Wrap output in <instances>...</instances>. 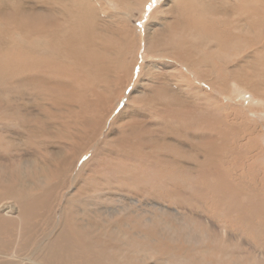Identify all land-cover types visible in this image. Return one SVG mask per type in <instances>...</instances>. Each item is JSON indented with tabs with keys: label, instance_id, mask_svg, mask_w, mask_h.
I'll list each match as a JSON object with an SVG mask.
<instances>
[{
	"label": "bare ground",
	"instance_id": "bare-ground-1",
	"mask_svg": "<svg viewBox=\"0 0 264 264\" xmlns=\"http://www.w3.org/2000/svg\"><path fill=\"white\" fill-rule=\"evenodd\" d=\"M152 1L0 0V264H244L236 237L264 260V0H164L140 30ZM248 157L257 185L224 170ZM189 175L246 231L186 223Z\"/></svg>",
	"mask_w": 264,
	"mask_h": 264
},
{
	"label": "rangeland",
	"instance_id": "rangeland-1",
	"mask_svg": "<svg viewBox=\"0 0 264 264\" xmlns=\"http://www.w3.org/2000/svg\"><path fill=\"white\" fill-rule=\"evenodd\" d=\"M155 2H153L152 1V3H153V7L151 8V10L150 11H146L145 13H143V14H141V16H139V18H137V20H136V22L135 23H137V25H138V27H139V29L140 30H144V27L146 26V24L149 22V20H150V18H151V16H152V13H153V11L158 7V6H160V5H162L163 4V2H164V0H154ZM138 57H137V60H138V63H137V66L135 67V70H134V75H133V78H132V80H131V82H130V84L131 85H135V83L138 81L137 79L139 78V73L141 72V70L148 64V62H150L152 59H153V57L149 54V52L148 51H146V46H145V44L143 43L142 45H141V48H140V50H139V53H138V55H137ZM149 60V61H148ZM153 60H155V59H153ZM147 61V62H146ZM239 88V89H238ZM238 88H236V89H238V91L237 90H235V89H233V90H235V94H240V93H242V90L240 89V87H238ZM241 91V92H240ZM128 94V93H127ZM126 93L123 95L122 94V99H120V102H121V104H123V103H126V101H127V99H128V96L129 95H127ZM240 95H242V94H240ZM226 96H224L222 99H224L225 101L227 100V97L225 98ZM251 99L253 100L254 99V97H251V95L250 94H247L246 95V97H244V100H249V101H251ZM119 108H121V106L119 107ZM263 149V148H262ZM17 150H18V148H17ZM89 154V155H88ZM91 154V152H88L87 154H84L83 155V157H82V159H81V161L84 163V162H86L87 160H88V158H90V155ZM88 156V157H87ZM85 157V158H84ZM86 159V160H85ZM250 160V157H248V158H244V160H241L242 162H240V161H238V160H236V161H233L231 164H226V165H223L224 167H225V169L224 170H226L227 172H229V173H233L234 174V176L232 177L233 179H239L240 177H242V178H244L243 180H246V181H250V183L252 182V183H254L255 185H257V183L259 182V180H260V178H259V175H257L258 173H257V171H256V169H257V164H256V162H254V164L253 163H251V161H249ZM261 160H263V162L261 161ZM258 163H262V164H264V159H261ZM80 163V164H83V163ZM255 166V167H254ZM261 166V167H260ZM223 167V168H224ZM231 167H233V169L231 168ZM251 167V168H250ZM258 167H260V169L262 170V165L260 164H258ZM227 168V169H226ZM229 169V170H228ZM232 169V170H231ZM236 169H238V170H236ZM231 171V172H230ZM233 171V172H232ZM256 172V173H255ZM251 173V174H250ZM241 174V175H240ZM201 176L203 175V173L202 174H200ZM194 175H189V177L188 178H186L185 180L184 179H181L180 181H183V182H185V183H187V184H195V183H197V184H195V186L196 187H199V188H203L204 187V189H205V191H206V196H204L203 198L202 197H197L196 199H194V202L195 203H187L186 202V204H185V202L184 201H182V203H180L181 201H179L178 202V204H172V201H174V200H171V205H172V207H177V205L179 206V207H181V211L184 213V217H183V219H185V221H186V219H188L187 221H186V223H188L189 225H191L192 227H194V228H196V229H198V230H202V229H204L203 231L205 232V234H206V228L208 229V232L211 234V235H213L214 237H213V240H215V238H216V240H221V241H223V239L221 238L222 236H220V235H222V233H221V230L219 229V227H213V225H211L212 224V221L214 220L215 222L214 223H219V225H221V224H223L225 227H228L229 226V228H230V230L232 231V230H238V228H236V227H239V229H241L242 231H246V229H244L243 227H242V225H240L237 221H235V220H233L232 219V217H234V216H225V215H221V217H217V216H215L217 213H216V211L214 210L215 208L212 206V204L210 205V201H208V199H211L212 198V196H213V194L212 193H210L212 190L210 189V186H209V184H208V182L210 181V179H208V180H204V179H198V178H194L193 177ZM239 176V178H237ZM246 178H245V177ZM249 176V177H248ZM236 177V178H235ZM252 178V179H251ZM258 178V179H257ZM198 179V180H197ZM186 180H187V182H186ZM201 180V181H200ZM212 180V179H211ZM252 180V181H251ZM253 180H255L256 181V183H255V181H253ZM196 181V182H195ZM206 181H208V182H206ZM202 182V183H201ZM206 183V184H205ZM200 184V185H199ZM205 184V185H204ZM103 185H105V184H103ZM208 185V186H207ZM207 186V187H206ZM118 188H120V187H118ZM208 190H207V189ZM104 189H105V192H102V194L100 195V202L101 203H105V202H107V203H109L110 205H114V206H117V207H120V206H129V202L127 201V200H125V199H123V198H121L120 197V195H119V193H118V189H111V190H109V188L107 187H104ZM187 190V192H189V191H191L192 190V188H188V189H186ZM112 192V193H111ZM209 192V193H208ZM107 194V195H106ZM113 194V196H111ZM107 197H106V196ZM116 195L118 196V197H116ZM210 195V196H209ZM116 197V198H115ZM210 197V198H209ZM198 198H199V200H198ZM208 198V199H207ZM107 199V200H106ZM116 199H117V201H116ZM201 200V201H200ZM104 201V202H103ZM176 201V200H175ZM183 202H184V205H183ZM198 202H202V203H198ZM198 203V204H197ZM203 203H208V204H206V206H205V204H203ZM187 204H191L190 206L189 205H187ZM182 205V206H181ZM200 205V206H199ZM205 206V209H202L201 207L202 206ZM210 205V206H209ZM155 206H158V205H154V206H145V205H143L142 207H139L138 206V208H136V210H137V213L136 214H134V215H142V217H144V216H148L149 217V215L150 216H156L157 218H159V219H162V220H166V221H171V220H173L174 219V217L176 216L175 215V213H173V212H171V211H168V212H162V211H160V210H155V209H157ZM185 206H189V208L187 209V207H185ZM197 206V207H196ZM130 207V206H129ZM145 207V209H143L142 210V208H144ZM194 209V210H192V208ZM133 208V207H132ZM134 209V208H133ZM139 209H140V211H139ZM147 209H149V210H147ZM197 209V210H196ZM189 210V211H188ZM192 210V211H191ZM198 210H199V212H198ZM146 213H145V212ZM157 211H159V214H157L156 212ZM212 213H211V212ZM133 212V211H132ZM149 212V213H148ZM161 212V213H160ZM148 214V215H147ZM154 214V215H153ZM165 214H166V216H165ZM169 214V215H168ZM186 214V215H185ZM190 214V215H189ZM204 214V215H203ZM210 214V215H209ZM160 215V216H159ZM189 215V216H188ZM213 215V216H212ZM218 215V214H217ZM162 216V217H161ZM202 216H205L204 218H207V219H203V217ZM207 216V217H206ZM211 216V217H210ZM215 216V217H214ZM155 217V218H156ZM170 217H171V219H170ZM187 217V218H186ZM189 217V218H188ZM170 220H169V219ZM176 218L177 217H175V219L174 220H176ZM218 218H219V220H218ZM223 218V219H222ZM191 219V220H190ZM202 220V221H201ZM204 220V221H203ZM222 220V221H221ZM233 220V221H232ZM217 221V222H216ZM227 221V222H226ZM199 222V223H198ZM204 224H203V223ZM224 222V223H223ZM237 222V223H236ZM196 223H197V225L198 224H200V225H198V226H196ZM210 225V226H209ZM236 225V226H235ZM204 227V228H203ZM232 227V228H231ZM202 228V229H201ZM213 229H215V230H213ZM212 231V232H211ZM207 232V233H208ZM213 232H215V233H213ZM220 234V235H219ZM217 235V236H216ZM227 242V241H226ZM253 242H255L254 240H253ZM231 243L232 244H235L234 246L236 247V249H237V252H238V256H239V258L243 261V263L244 264H260L261 263V261H262V264H264V260L262 259V258H260L261 257V255H260V252L258 251V252H256L257 251V249L255 250V248H252V247H250L249 245H247L242 239H240V238H237L236 237V239L235 240H232L231 241ZM229 243L227 242V245H228ZM239 244V245H238ZM255 244V243H254ZM257 246L259 245L258 243L256 244ZM243 250V251H242ZM255 252V253H254ZM215 254V253H214ZM254 256H253V255ZM248 255H251V256H248ZM256 255H258V256H256ZM245 256H247V257H245ZM252 257V259H250ZM164 260L166 261L167 260V258L165 259L164 258ZM164 260H162V263H164L165 261ZM253 260V261H252ZM164 261V262H163ZM250 261H252V262H250ZM260 261V262H259ZM167 262V261H166ZM259 262V263H258ZM170 263V262H169ZM173 262H171V264H172ZM149 264H153V263H150L149 262ZM165 264H168V262L167 263H165ZM173 264H178V263H173Z\"/></svg>",
	"mask_w": 264,
	"mask_h": 264
},
{
	"label": "snow or ice",
	"instance_id": "snow-or-ice-1",
	"mask_svg": "<svg viewBox=\"0 0 264 264\" xmlns=\"http://www.w3.org/2000/svg\"><path fill=\"white\" fill-rule=\"evenodd\" d=\"M153 2H154V0H153ZM151 7V6H150Z\"/></svg>",
	"mask_w": 264,
	"mask_h": 264
}]
</instances>
